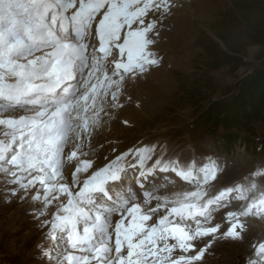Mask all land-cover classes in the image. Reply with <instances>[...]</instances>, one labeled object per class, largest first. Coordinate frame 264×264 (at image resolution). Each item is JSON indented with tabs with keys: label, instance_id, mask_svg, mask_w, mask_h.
<instances>
[{
	"label": "snow or ice",
	"instance_id": "snow-or-ice-1",
	"mask_svg": "<svg viewBox=\"0 0 264 264\" xmlns=\"http://www.w3.org/2000/svg\"><path fill=\"white\" fill-rule=\"evenodd\" d=\"M186 6L0 0V191L9 203L36 189L37 220L54 206L50 219L39 220L50 226L44 238L52 243L41 252L48 264H202L216 241L243 238L242 218H264L256 182L264 169L210 196L223 171L211 157L186 164L166 158V145H145L96 164L104 145L95 137L131 99L128 87L159 66L154 46L164 22ZM133 172L139 191L129 183ZM157 173H173L189 190L161 192L174 181L165 175L158 183ZM233 200L247 203L225 213L228 227L209 226ZM252 248L247 264H264V242Z\"/></svg>",
	"mask_w": 264,
	"mask_h": 264
},
{
	"label": "rangeland",
	"instance_id": "rangeland-1",
	"mask_svg": "<svg viewBox=\"0 0 264 264\" xmlns=\"http://www.w3.org/2000/svg\"><path fill=\"white\" fill-rule=\"evenodd\" d=\"M184 2L187 6L164 22L167 28L161 31L160 40L154 46L161 63L146 79L128 87L131 99L95 137L96 143L104 145L98 149L97 165L106 163L104 156L111 159L140 139L157 138L169 139L170 143L186 139L206 151H211L214 143L232 138L230 145L226 140L220 144L218 154L231 165L247 162V167L238 169L236 176L242 171L247 170L245 174L253 171L255 162H264V150L262 154L254 151L249 155L241 145L245 140L256 144L257 139H264V105L259 117L240 113L229 124L216 119L220 106H233L229 113L238 109L244 80L264 63V0ZM114 146L115 153L111 151ZM134 176L130 175L129 183L139 191ZM224 176L223 172L220 184L240 180L235 175L226 179ZM160 177H156L159 183ZM256 179L259 182L264 176ZM151 182L150 178L148 183ZM168 185L162 189L168 192L183 189L180 184ZM35 192L33 189L24 202L13 197L5 203V193L0 191V264H48L41 258V252L52 243L51 239L44 238L50 226L41 228L39 220L50 219L55 208L49 207L43 217L34 219L31 210L43 208L42 203L32 202ZM238 203H234L236 207L232 203L219 209L211 226L221 224L222 231L226 229L225 213L236 210ZM242 219L245 222L243 238L216 241L202 264H247L253 256V243L264 242V220L261 221L264 218ZM208 240L211 238L202 241L201 246Z\"/></svg>",
	"mask_w": 264,
	"mask_h": 264
},
{
	"label": "trees",
	"instance_id": "trees-1",
	"mask_svg": "<svg viewBox=\"0 0 264 264\" xmlns=\"http://www.w3.org/2000/svg\"><path fill=\"white\" fill-rule=\"evenodd\" d=\"M237 104L239 106H237L238 109L234 110V113H229L233 109V106H220L216 114L217 121L222 119L223 122L229 124L240 113L246 116H260L264 105V63L244 80L240 101ZM227 137L229 138V136ZM224 141L227 145L231 144L232 138H224Z\"/></svg>",
	"mask_w": 264,
	"mask_h": 264
},
{
	"label": "bare ground",
	"instance_id": "bare-ground-1",
	"mask_svg": "<svg viewBox=\"0 0 264 264\" xmlns=\"http://www.w3.org/2000/svg\"><path fill=\"white\" fill-rule=\"evenodd\" d=\"M102 131V130H101ZM251 162V161H250ZM252 163V162H251ZM229 164V163H228ZM253 166V165H252ZM228 168H226L225 169V176H224V179H226V178H229V177H231L232 175H235V177L236 178H238V179H240L241 180V182H243V183H246V181H245V177H248L249 179H251V176H249V175H243V174H245V172H247V170L246 171H242V174H240V175H237L236 176V173H237V171H239L238 169H245L246 167H247V162H244V163H240V161L239 162H233L232 163V165L231 164H229L228 166H227ZM254 169V168H253ZM240 172V171H239ZM247 174V173H246ZM158 176H163V175H158ZM234 177V176H233ZM134 179V178H133ZM261 179V178H260ZM257 180V179H256ZM240 182V183H241ZM263 182H264V180H261V181H259V182H257V184H258V186H260L261 184L263 185ZM158 183H159V181H158ZM261 183V184H260ZM171 184H173V183H170V185ZM170 185H168V187L170 186ZM163 190V189H162ZM161 190V192H167V193H172V192H168V191H165V190H163L162 191ZM253 195V194H252ZM251 195V196H252ZM246 201H244L243 203H241V204H246L245 203ZM238 203V202H237ZM238 204H240V203H238ZM240 204V205H241ZM236 205L237 204H234V207H236ZM239 208V207H238ZM262 220H264V219H261V221ZM214 224V223H213ZM212 225V224H211ZM208 238H211V237H208ZM208 238H205V239H208ZM260 242H261V240H260ZM258 244V243H257ZM230 246H233V245H235V244H229Z\"/></svg>",
	"mask_w": 264,
	"mask_h": 264
}]
</instances>
